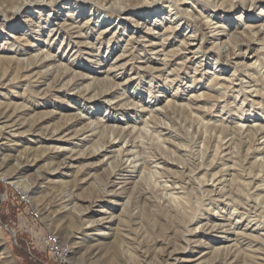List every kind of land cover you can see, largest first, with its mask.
Wrapping results in <instances>:
<instances>
[{
    "label": "rangeland",
    "instance_id": "rangeland-1",
    "mask_svg": "<svg viewBox=\"0 0 264 264\" xmlns=\"http://www.w3.org/2000/svg\"><path fill=\"white\" fill-rule=\"evenodd\" d=\"M15 1L18 5V3L25 0H5L4 2H6V7L12 10L16 5ZM126 1L69 0L67 5L60 6L53 12H50L49 9L42 11L36 10V8L32 12L26 10L20 18L16 16L4 19L0 21V57L24 60L26 62L32 56L50 54L56 59V66L68 68L73 73L89 77L88 80L80 82L78 87H74V93L79 90L81 92L89 84H94L92 80H95V85L99 83L97 87H91L95 99L90 103H86L81 98L71 95L73 92L53 93L52 95L56 98H52L47 106H37L38 117H41L44 112L53 111L57 114L54 116L55 123L64 121L67 117L73 119L80 115L83 121H81L79 126L88 123H92L93 126L98 124L99 126V124L102 125L103 123L104 126L124 129L125 132L131 131L132 127H136V132L138 129L143 130L141 136L134 142H137V145L140 146L141 153L143 151V156L149 163L142 172V189L150 193L148 194L149 199L150 197L152 201L156 199L153 203H157L158 201L161 202L159 199L162 196L169 197L170 194H173L178 197L175 212L178 213L174 214V217L175 221L184 226V229L186 228L185 222L187 224L191 219V221L196 222L197 220V222L189 225L187 230L197 228L196 231L200 232L205 224L207 226L222 225L223 227L219 226L220 229H215L217 231L210 233V235L196 238L198 243L194 250V243H191V247L187 248L186 242H183L189 237L186 232L178 228L177 232H174L175 234H170L169 229L171 228L167 223L161 221L159 217L154 216L156 209L151 205L149 206V204L141 201L138 203L137 200L135 202V198L131 195H126L120 200L106 199V192L119 191L122 187V184L119 183L126 179L122 180L120 176L117 179L118 182L107 189L104 186L105 176H96L93 171L90 173V181L80 187L75 183L73 175L72 177L64 175L65 171L62 166L57 169L55 165L60 163L61 159L56 156L38 162L41 158L40 156L43 155V149L51 146V144L44 143L39 140V137L17 138L10 132V128H7L10 127V124H3L0 121L2 123H0V253L7 251L10 257L7 260L0 258V264H2L1 262H4V264H54L41 245V238L44 237L46 239V237L50 236L56 238L60 246L66 245L67 250L70 251V255L67 256L69 264H147L149 259L144 262V258H142L147 252L149 253L147 255H151V261L154 264H158L161 262V258L158 255H152L153 245L157 249L160 247L159 251L163 249L162 247H171V249H178L180 252L184 251V247H186L188 250L186 249L182 258L187 256L191 260L192 263L186 264H196L192 260H196L201 254L232 246L236 243L237 237L241 236H244L241 238L243 245L238 244L237 251L243 250L241 251L242 253L246 252L245 254L253 255L251 252L257 249V251H261H259L260 257L264 258V253L262 254L264 252V187L263 190L257 191L256 187L260 183L257 181L253 185L249 184L250 180H248V177H253L256 173L262 174L264 170L259 165L257 166L255 162L256 155L253 154L244 160V154H241L242 146L238 140L239 138H227V141L231 140V147L223 151L220 156L223 157L225 155L224 159L215 162L216 164L214 165L216 167L212 170V173H215L222 169L221 167L230 169L229 173H224L227 176L224 178L226 182L223 181L225 195L222 194L223 196L221 197L218 194L222 185H216V193L214 192L212 197L207 195L209 194L208 190H210L211 182L209 181L206 187L197 182L204 180L203 172L196 176L198 179L200 178L199 180H193L195 183L191 184V186L193 185L190 189L191 191L187 190V192L183 189L173 190V187L177 188V184H180V182L175 183L177 178H179L178 176L186 178V182L187 177H185V174H188L189 170L195 169L202 164L206 165V162L211 161L210 145L216 143H209L208 140L215 133L210 129L204 131L201 128L203 137L198 138L194 130L200 124L198 122L200 119L201 121L203 120L204 126H216L219 128L223 126L231 131L238 128L246 129L251 126L252 128H264V58H262L264 57V46L261 41L263 36H259L256 42H251L248 49L243 47L240 57H237L239 46L235 48L234 52L227 53L225 48L221 47L218 50V48L213 46L210 56H202L201 53L187 56V52L182 50L183 44L187 39L188 41L193 40L194 29L190 25L189 27L186 22L189 20L193 25L194 20H201L202 31L207 34L208 39L206 40L207 43H201L204 51L209 49L213 42L218 47L222 46L219 45L220 43L226 42L227 44V35L229 37L234 36L233 41L226 45L232 51L234 49L233 43L239 42L237 38L246 41L247 32L264 26V13L260 15L261 9L249 8L248 0L245 2L235 1L234 4L239 5V9L228 14H224L221 11H213V4L210 3L212 0H141L140 2L143 5L132 8L125 12L122 17H115L117 6L128 4ZM111 2L119 3L117 5L114 4L115 8H111V5H109ZM156 7L160 10L158 9L156 13L150 12ZM141 12L143 13L139 14ZM188 15L191 16L188 17ZM240 18L241 20L238 21ZM206 21L210 24L209 29H206ZM136 23H138V26ZM4 24H7V26ZM13 25H15V28H11ZM59 26L61 27L60 29ZM62 26L66 30H63ZM68 29H71V31L79 29L81 39L69 38L67 33H65L70 32ZM213 30L216 31L215 34L218 32L215 41L211 33ZM220 30H224L223 33L225 35L219 32ZM55 33L56 36L52 37ZM132 41L134 43L137 41L135 44L137 48L143 46L145 48H141L136 53L132 49ZM77 42L87 43L85 45H88V47H94L91 50L85 47L78 48ZM196 43H199V41H191L190 44ZM175 51H179L182 54L185 53L184 55L190 59L193 57L194 63L185 64L188 68L181 69L182 65L177 66L176 64L184 63L185 58L175 57L171 58L173 59L172 63L168 62V66L163 68L161 62H167L165 61V56L173 54ZM131 52L137 55L134 60L131 59ZM119 56H123L121 60ZM2 62H0V77H7L9 75L8 67ZM174 63L176 64L174 65ZM122 64L125 65L123 66ZM195 68H197L196 72ZM163 69L164 72H157V70ZM234 70L236 72L233 75ZM177 71L179 72L178 74ZM216 78H220V80L217 81L218 83L215 82L218 85L214 86ZM107 79L119 85V88L112 93L113 100L109 104L105 103V105L102 103V99H99V96L107 92L111 87V84L106 82ZM227 79L233 83L229 89H226L225 82H223V80ZM172 82L173 84H171ZM48 83L49 80H46L45 84L38 89L43 90L48 87ZM36 90L26 81L18 83L17 87L13 86L6 90H0V106H2L0 111L3 109L8 110L17 104H21L20 106L22 107H29L30 104L25 101V98H32L34 96L33 92ZM254 90H261L263 93L261 97L263 98L255 97ZM206 94L208 98L204 102L193 101L195 98ZM245 94L248 98L245 102H242ZM219 97L222 98L220 99ZM170 101H173V108L176 112L174 115L165 114V112L163 113L160 110ZM121 102L125 103V109L123 107L119 110L116 105ZM187 107H191V109L187 110V112H178L179 109L184 110ZM141 111H144V113ZM150 113L154 118L155 125L148 123L149 118L152 117ZM31 115H28V117L22 116V122H26L25 120L30 118ZM40 120L34 118L32 121L28 119L27 122L31 121L32 124H38L39 127L44 128L45 125L41 124L42 121ZM101 121L102 123H100ZM153 125L155 128L152 127ZM101 130H104V133H101V139L102 137H108V129ZM22 131L24 129L17 131V134L19 132L22 133ZM234 135L239 137L238 133ZM201 138L203 142H201ZM94 139L96 140V138ZM246 141L248 140L246 139ZM256 143L258 145L262 144L261 147H263L264 139H260ZM53 145L57 148L61 145L60 150L67 148L77 152L83 149L82 146L85 143L81 144L78 140H73L71 143L61 142ZM89 145L90 142L86 144V147ZM120 145L123 146L124 143L122 142ZM124 148L125 145L123 146ZM106 155L111 157L113 154L106 152ZM105 157H100L98 160L104 159L103 161H107L108 157ZM262 157H264V151L261 156L257 155V160L260 159L262 161ZM33 159L38 160L37 164L33 162ZM93 161H97V159ZM22 162L28 165L23 167ZM129 162L130 160L124 161L125 164L121 174L124 178H129L135 175L134 171L138 169L136 177L134 176V180H132L138 181L139 171L142 169L140 162L138 161L131 169L128 167ZM87 163L85 161L80 163V165H86ZM172 171H174L175 175ZM181 171L182 173L184 171L185 176L180 173ZM243 172L244 174L249 173L242 175ZM42 173L43 176L41 177L40 174ZM33 176H39V178L36 182L29 180L26 186L24 185L26 190H21L10 182V178H18L13 179L18 181L20 179H29ZM78 187L81 189L75 192ZM164 189L166 190L164 191ZM12 190L18 191L21 197L26 195V198L24 197L26 203H28L27 199L31 198L30 207L36 215H33L32 221L36 222V224L31 223L30 216L26 214L27 208L17 205L15 198L11 194ZM22 191L28 194L22 193ZM73 191L75 195L77 193L78 195L75 196ZM163 192H165V195ZM98 196L100 199H98L99 202L95 205L96 207L88 210V202L86 201ZM206 196L209 197L206 198ZM76 197L80 200L78 201V205L81 207L80 211H91L86 216L88 222L81 226L78 224L77 227H80V229L76 227L68 228V224L71 222V215L66 212L68 208H64L67 204L64 202ZM102 197L106 198L103 199ZM211 198L213 201L210 200ZM255 198L256 200H254ZM107 206L109 211L112 212L113 218L117 221L113 222L110 229L102 231L105 235L99 236L101 234L99 231L88 227L91 221L100 216L103 207ZM236 207L237 210L235 209ZM177 209L179 210L177 211ZM253 211L255 213L257 211L256 215ZM118 221H120L119 225ZM227 221H230L232 225L228 226L229 222ZM121 222L126 223L124 225ZM236 222L237 226L233 225ZM36 228L38 231H36ZM206 228L203 227V229ZM226 229L228 234L221 233L226 231ZM121 235L125 240L129 239L131 242L123 243L122 249L119 250L116 247V242ZM246 235L249 236L247 239L245 238ZM254 237L263 239V247L260 248L256 242H252ZM227 240L231 242H227ZM142 245L145 246L143 247ZM192 251L195 253L190 254ZM128 253L132 256L130 258L131 261L128 260ZM78 258L80 259L77 260ZM247 263L253 264L251 262ZM255 263L264 264L261 261H256Z\"/></svg>",
    "mask_w": 264,
    "mask_h": 264
},
{
    "label": "bare ground",
    "instance_id": "bare-ground-1",
    "mask_svg": "<svg viewBox=\"0 0 264 264\" xmlns=\"http://www.w3.org/2000/svg\"><path fill=\"white\" fill-rule=\"evenodd\" d=\"M4 1L5 0H0V21H3L4 19H7V18H14L16 16L18 18H20V16L24 12H26V10L27 11L30 10L32 12L36 8H37L36 10H42V11L45 10V9H49L50 12H53L58 7L67 5V3H68L69 0H25V1H22L21 3H18V5L16 4V1H15V4L16 5L12 9V10H15V11H12L11 9L7 8L6 5H5L6 2H4ZM103 1L104 2H107V0H103ZM140 1L141 0H127L126 2L128 4H126V5L124 4V6H119L118 5L117 6L118 9H117V12L115 14V17H122V15H124L125 12L131 10L132 8H137L140 5H143V4H141L142 2H140ZM235 1H237V0H212L210 3L213 4V11H216V12L221 11L224 14H228L231 11H235V10H238L239 9V5L234 4ZM241 1H244L245 2L247 0H238L237 2H241ZM118 3L111 2V4H109V5H111V8H113V7L115 8L114 4L117 5ZM184 3H185V1H184ZM241 4H243V3H241ZM248 4H249V8H252L253 7V9H255V8L261 9L260 15H262L264 13V0H248ZM158 9L159 8L156 7L155 9L151 10L150 12H155L156 13L158 11ZM9 13H10V15H9ZM142 13L143 12H141L139 14H142ZM191 15H188V17L191 16ZM72 16H73V14H72ZM69 17H71V16H69ZM240 20H241V18L238 19V21H240ZM26 23H28V22H26ZM45 23H46V21H45ZM186 23H187L188 26L190 25L194 29V32H193V34H194L193 35V40L188 41V39H187V41L184 42V44H183V49L182 50L184 52H187V56L190 55V54H192V56H194V55H197L199 53H201L202 56L203 55L210 56L211 53H212V51H213L212 50L213 49V46L215 48H218V50L221 47L222 48H225L226 51H227V53L228 52H234L235 48L237 46H239V48H238L239 54L237 55V57H240L242 55V53H241L242 48L243 47H246L248 49L249 44H251V42L252 43L253 42H256V40L258 39L259 36H263V40H261V41L263 42L262 45L264 46V26H260V27L255 28V30H253V31L247 32L248 35H246V38H247V39H245L246 41H242L239 38H237L239 40V42H234L233 43L234 49L232 51L229 49L228 46L226 47V45L228 43H231V41H233L234 36H230L229 37L228 35L226 36L227 37V40H228L227 44H226V42H223V43H220L219 44V45H222V46L218 47V46H215V43L213 42L211 44V47L209 49H207L206 51H204L201 43H203V42L205 43L206 40H208V39H207V36H206L207 34L202 31L203 29H202L201 20H198V19L196 21L194 20L193 21V25L191 24V22L189 20ZM136 24L138 26V23H136ZM29 25H32V24H29ZM209 25H210L209 22L206 21V26H207L206 29L207 28L209 29ZM5 26H7V24ZM11 28H15V25H13ZM60 28L61 27L59 26V29ZM62 28H63V30H66V28L64 26H62ZM87 28H89V27H87ZM68 30L70 32H65V33H67V35H68L69 38L81 39V35H80V32H79V29H73L72 31H71V29H68ZM55 31H58V30H55ZM223 31L224 30H220L219 32H221L222 34H224ZM215 32H216L215 30H213L211 32L213 34L212 35V38H213L214 41L217 39L216 36L218 35V32L216 34H215ZM53 36H56V33L54 35H52V37ZM169 36H171V35H169ZM191 41H193V42H198L199 41V43L190 44ZM132 42H133L132 44H134V45L137 43V41L135 43H134V41H132ZM85 44H87V43H85ZM85 44L83 42H77L76 43V45L79 46L78 48L85 47V48H88L89 50H91L94 47V46L93 47L92 46L91 47L90 46L88 47V45H85ZM132 44H131L132 49L136 53L141 48H143V49L145 48V46H143L141 48H137L136 45L134 46ZM149 47H151V46H149ZM260 50H261V48H260ZM136 53L131 52V55L130 56L132 57L131 58L132 60H134L135 58H137ZM148 53H149V51H148ZM184 54L180 53L179 51H175V52H173V54H170L168 56H165V59H166L165 61H167V62H164V61L161 62L162 65H163V68H165V67L168 66V64H167L168 62H171L172 63L173 62V59H171V58H175V57H182V59L185 58V60H184V63H182V64H176V63H174V65L175 64L177 66L182 65L181 69L182 68H188L185 64H189V63L192 64V63H194L193 62V57L190 59V58H188ZM263 55H264V53H263ZM119 57H120L119 59L121 60V58L123 56H119ZM262 58H264V57H262ZM1 61H3L2 64H6L7 65L8 71H9V75L7 77H4V76L3 77H0V90H2V89L3 90H6L7 88H11L13 86L14 87H17L18 86V83H22L24 81H26L28 84H30L33 89H35V90L37 89L36 91L33 92L34 93V96L32 98H29V99H26L25 98V101H28L29 104H30L29 107H22V106H20L21 104L19 105L17 103H16L17 105L15 107H10V108L7 107V108H9L8 110L7 109L6 110L3 109V110L0 111V121H2L3 124L4 123L10 124V127H7V128L8 129L10 128L9 129L10 132H12L13 133V136H16L17 138H21V137H23V138L24 137H30V138L39 137V140L43 141L44 143L51 144V146L45 147L43 149V152H42L43 155L40 156L41 158L39 159V161L37 160L38 162L43 161L44 159H49V157L56 156L58 159H61V162L60 163H57L55 165L57 167V169L62 166L63 167V170L65 171V174L64 175H66L68 177H72V175H73V178H74L75 183L77 185H79L80 187L84 186L85 184H87L90 181V179H91L90 178V175H91L90 173L93 172V171H94L93 173H95L96 176H98V175H99V177L105 176V180L106 181H105V185L104 186L107 189H109L110 187H113L114 184L116 182H118L117 179H119L120 176H121V179L122 180L123 179H126V180H124L122 183H119V184H122L121 185L122 187L120 188V190L117 191V192H110V191L108 193L106 192L105 196L107 198L106 197H102V198L103 199L106 198V199H109V200H120V199L124 198L126 195H128V196L131 195V196H133L135 198V202L138 201V203H139V201H141L142 203L149 204V206L151 205L153 208L156 209L155 212H154V214H155L154 216L159 217V219H161V221L167 223L168 226L171 228V229H169L170 230L169 231L170 234H175L174 232H177L178 228H181V229H183V231L186 232L187 236H189V237L188 238L185 237L186 238V241H183V242H186L187 248L188 247H191V243H194V245H193V250H194L195 247H197V243H198V241H197L196 238H198L200 236L210 235V233L217 231L215 229H220L219 226H221V228L223 227L222 225H218V226L217 225H209V226H207V224H205L203 227H207V228L206 229H203V227H202L201 230H200V232H197L196 231L197 228L191 229V230H187V228H188L189 225H192L193 223H196L197 222V220H196V222H194V221H191L192 220L191 219L187 224L185 222L186 228L184 229V226L181 225V223H179L178 221H175V217H174V214H177L178 213V212L175 213L176 212V208H177L176 200L179 199L178 197L174 196L173 194H170V192H169V194H170L169 197L162 196V194L160 193L162 197L159 196L160 197L159 200H161V202L158 201L157 203L156 202L153 203L156 199L154 201L151 200V197L149 199L148 194H150V193L147 192V191H145L144 189H142V183H143L142 182V174H143L142 172H143V170L146 169V167L149 165V163H148V161H146L147 159L144 158L143 151L141 153L140 146L137 145V142H134V141H136V139L139 136H141V133H143V130L138 129L137 132H136L135 131L136 130V127H132L131 128V131H126L125 132L124 129H120V128L119 129L118 128L115 129L113 127L104 126V124L102 123V121L100 122V123H102V125L99 124V126H98V124L95 125V126H93L92 123H88V124H84L83 126H79L80 123H81V121H83L80 115L76 116L73 119L67 117L64 121H60V122L55 123L54 122V116L57 115V114H55L53 111L44 112V113H42V116L41 117H38L37 112H36L37 106H42V105L43 106H47V104L50 103V101L52 100V98H56V97H54L52 95L53 93H57V94L62 93V92L66 93L67 91L68 92H73L74 87H78L80 85V82L82 83V81H85V80H88L89 79L88 76L81 75V74H76V73L71 72V70L68 69V68H63V67L56 66L55 65L56 59L52 55H50V54L40 55V56H32L26 62L24 60H14V59L0 57V62ZM122 65L124 66L125 64H122ZM181 69H179V70H181ZM194 70L196 72L197 68H195ZM178 71H177V74L179 73ZM157 72H164V69L163 70H157ZM235 72L236 71L234 70L232 74L234 75ZM46 80H49L48 87H45L43 90H39L38 88L40 86L44 85ZM218 80H220V78H216L215 81H214V83L217 82ZM166 81H167V79H166ZM92 82H94V84L90 85L88 83L89 85L87 84L88 86H85V88H83L81 92L79 90V91H77L75 93L74 92L71 93V95H74L77 98H81L86 103H90L92 100L95 99V97H94V95H93V93L91 91V87L93 88V87H97L99 85V83L98 84L96 83V85H95V80H92ZM106 82H109L111 84V87L109 88V90L107 92H105V93H103V94H101L99 96V99H102V103L103 104H105V103H108L109 104L113 100L112 99V93L115 92V91H117L118 88H119V85L115 84L110 79H107ZM223 82H225L224 85L226 86V89H229V87L231 85H233V83L231 81H228V79L227 80H223ZM240 82H242V81H240ZM217 83H215L214 86L215 85H218ZM171 84H173V82ZM226 84H228V85H226ZM240 85H242V83H240ZM222 87H224V86L222 85ZM69 88H71V89L69 90ZM240 88H242V86H240ZM254 92H255V97H257V98H263L261 96L263 95L264 91L262 93L261 90H254ZM222 96H223V94H222ZM206 98H208L207 97V94L206 95L199 96V97L195 98L193 101L194 102L201 103L202 101L204 102L206 100ZM217 98H216V101H217ZM243 98H244V100L242 102H245L248 97L245 94L243 96ZM42 101H43V103H42ZM251 103L254 104L253 102H251ZM124 104H123V102L118 103L116 105V107L119 110H121V108H123V107L125 109ZM11 105H12V103H11ZM110 105H112V104H110ZM165 105L166 106L164 108H160V110L163 111V113L165 112V114L169 113L171 115L176 114V112H175V110L173 108V101H170L169 103H166ZM1 108H2V106H0V109ZM134 108H136V107L134 106ZM189 109H191V107L190 108L187 107L184 110L183 109H179L178 112H184V111L187 112V110H189ZM161 111H160V113H161ZM141 112L144 113V111H141ZM28 115H31L30 118H28L31 121L34 120V118L41 119L40 120V121H42L41 124H44L45 127L44 128H41V127H39L38 124L37 125L32 124L31 121L30 122H27L28 119L25 120L26 122H24V121L22 122V119H23L22 116H25V117L27 116L28 117ZM205 115H207V114H205ZM150 116H152L151 113H150ZM153 119H154L153 116L151 118H149V122L148 123H152V124L155 125V121ZM202 121H201V119H200V121H198V122H200V124H198V126L196 124L197 127H196V130H194V132L198 136V138L199 137H203V135L201 134V128L204 131L206 129H210L211 131H213L215 133V135L214 136H211L209 138V140H208L209 143H211V142L212 143H214V142L216 143L214 145H210L211 150H209V153L211 155V161L208 162V163L206 162V165L202 164V165H199V167H196L195 169L189 170L188 171V174H185L186 176L184 175V171H183V173L181 171L180 173H182V175H184L185 177H187V181L185 182L186 178L184 179V177L178 176L179 178H177V180L175 181V183L180 182V184H177L178 185L177 188H175V187L172 186L173 187V190H177V189H179V190H182L183 189V190H186V191L187 190H190L192 188V186H193V185L191 186V184H194L195 183V182H193V180H195V181L199 180L200 178L198 179L196 176L199 175L201 172H203V179L204 180H201V182H199V181H197V182L200 185L201 184L205 185V187H206V185H207V183L209 181L211 182L210 190H208V193L209 194H207V195H210L212 197L213 193L214 192L216 193V191H215V189H217V186L216 185H218V186L222 185V188H220V191L218 192V194L221 195V197L223 195H225V193L223 191L224 190L223 183L226 182V180H224V178H225L226 175L224 173L225 172H228L229 173L230 169H227L228 167L227 168L224 167L226 169H223V167H221L222 169H219L215 173L214 172L212 173V170L215 169V167H216V165H214V164H216L215 162H218V160L220 161V160L224 159L225 155L223 157L220 156L223 153V151L228 150L229 147H231L230 146L231 145L230 144L231 143V140H228L227 141V138L228 137L233 138V139L239 138L238 140H239V142H240V144L242 146L241 154L242 153L244 154V160L248 159L249 156H252L254 154V155H256L255 162L257 163V166L259 165V167L264 170V157L261 158L262 161L260 159L257 160V155H260L261 156V154H263L264 146L261 147L262 144L258 145L256 143L258 140L264 139V128H261V127L260 128H252V126H251L250 128H246V129L238 128V129H236L234 131H231V130L227 129L226 127H223V126H220L221 128L216 127V126H212V127L204 126ZM154 125L152 127L155 128ZM7 126H9V125H7ZM145 126H147V125H145ZM11 128H14V129L11 130ZM25 128H26V130H25ZM22 129H24V131H22V133L19 132L17 134V131H21ZM101 129H108V134H107L108 137H105V138L102 137V139H101V133L102 134L104 133V130H101ZM5 130H6V127H5ZM96 130H99V131H96ZM235 133H238L239 134V137H237L236 135H234ZM15 134H17V135H15ZM25 135H27V136H25ZM94 138H96V140ZM246 139L248 141L250 140V142L248 143V141H246ZM73 140H78V142H81V144H84L85 143V145L82 146L83 149L82 150H78L77 152H75L76 150L73 151V150L67 149V148H62V150H60V146L61 145H59L58 148L53 145V144L61 143V142L71 143ZM88 142H90V145L88 147H86V144ZM122 142L125 145V148L124 149H123V146L124 145L123 146L120 145V143H122ZM201 142H203L202 141V138H201ZM247 145H249V146H247ZM75 147L78 148L77 145H75ZM203 147H204V145H203ZM106 152H108L109 154H113V155L111 157H108L110 155L107 156L106 155ZM228 154H226V155H228ZM103 156L108 157V160H107L108 162L107 161H103L104 159L98 160V158L103 157ZM216 157H217V159H216ZM35 159H33V162H35V164H37V161ZM94 159H97V161H93ZM125 160L126 161L127 160L129 161L130 160V162L128 164V167L130 169L133 168L134 165L138 161L140 162V167L142 169H141V171H139L140 172V174H139L140 176L138 178V181H132V180H134V176L136 177V173H138V169L134 171V174L135 175H132L129 178H124V176L121 174L122 173V170H123V165L125 164L124 163ZM244 160H242V161H244ZM85 161L88 162L86 165H80V163H84ZM167 162H169V161H167ZM22 164H23V167H26V165H28L25 162H22ZM241 166H242V164H241ZM253 167H251V168L254 169ZM260 168H259V171L261 172ZM182 169H184V167H182ZM252 169H251V171H252ZM168 171H169V169H168ZM242 171H243V169H242ZM43 172H45V171H43ZM172 172L174 173V171H172ZM244 172L242 173V175L244 174ZM255 172H256V170H255ZM176 174L178 175V173H176ZM250 174H252V173H250ZM40 175L42 177L43 176V173L40 174ZM174 175H175V173H174ZM169 177H170V175H169ZM38 178H39V176H33L32 178H29V179L26 178L24 180L23 179H20L18 181L13 180V179H18V178H10V180H11L10 182L13 185H15L17 188H19L21 190H26V188H25L26 183H28L29 180L30 181L33 180L34 182H36V180ZM244 178H246V177H244ZM248 180H250L249 181V184H253V185L258 181L262 185L258 184L257 187L255 186L256 187V190L257 191L258 190L259 191L263 190V187H264V172L262 174H257L256 173V175H254L253 177H248ZM173 181H174V178H173ZM230 183H231V181H230ZM231 185H232V183H231ZM80 187H78L75 190V192L79 191L81 189ZM172 187H171V189H172ZM229 189L231 190V188H229ZM151 190H153V189H151ZM165 190L166 189H164V191ZM168 190H170V189H168ZM170 191H172V190H170ZM23 192H25V191H22V193ZM12 193H14L15 195H19V196L21 195V194H19L18 191L15 192L14 190H12ZM25 193H27V192H25ZM155 193H157V192H155ZM163 193L165 195V192H163ZM73 194H74V191H73ZM77 195H78V193H77ZM77 195H75V196H77ZM24 197H23V201L25 202V205H27L28 209H30L31 208L30 205H31V202H32L31 201V198L29 197L30 199H27L28 203H30V204H28L24 200ZM208 197L206 196V198H208ZM113 198H115V199H113ZM98 199H100L99 196L98 197H95V198H93V199H91L89 201H86V202H88V207H89L88 210L91 209V208H93V207H96L95 205L99 202ZM210 200L213 201L212 198ZM254 200H256V198ZM78 201H80V200L77 199V197H76V198H73L71 200H68L67 202H64V203H67L65 205V207H64V208H68V210L66 212H68L71 215L70 216L71 222L68 224V228L76 227V228L80 229V227H77L78 224H79V226H81L82 224L88 222L86 216L89 215L88 213H90L91 211L90 212H87L88 210L87 211L86 210L85 211H80L81 207H80V205H78L79 204ZM212 201H210V202L212 203ZM128 203H130V202L128 201ZM179 203H181V202H179ZM252 203H254V202H252ZM111 204H112V201H111ZM213 204H215V203H213ZM213 204H212V206H213ZM246 206H248V205L246 204ZM108 208H109L108 206L107 207H103V209L100 212V216L97 219H94L93 221H91L90 224H89L90 226L88 227V228L95 229V231H99V233H101V234H99V236L105 235L104 233H102V231L103 230L110 229L112 227V225H113V222L115 221V219L112 216V212H110ZM247 208H249V207H247ZM235 209L237 210V207ZM30 210L32 211V214L35 215L33 213L32 208ZM178 210L179 209H177V211ZM253 213H255V211H253ZM256 213H257V211H256ZM256 213H255V215H256ZM243 214H245V213H243ZM82 217H85V218H82ZM216 217H218V216H216ZM240 218H242V217H240ZM122 221H124V220H122ZM248 221H250V220H248ZM227 222H229L228 226L232 225V223L230 224V221H227ZM117 223L119 225L120 224V221H118ZM124 223H126V222H124ZM124 223H122V224H124ZM233 225L237 226V222L235 224H233ZM216 227H218V228H216ZM249 228H250V226H249ZM68 231H70V230H68ZM221 233H227L228 234V230L226 229V231H222ZM186 234H185V236H186ZM237 236H241V235H237ZM246 236H245V238L247 239L249 236H247V237ZM243 237L244 236H241L239 238L237 237L236 243L234 245H232V246H228L226 248H220L219 250H213L211 253H203L196 260H192V261H194V263H196V264H204V263L205 264H242V263H245V262L246 263L247 262L253 263L254 261L255 262L256 261L264 262V258L260 257V255H259V251L260 250L257 251V249H255L253 251L254 252L253 253V252H251V249H250V252L253 255L245 254L246 252L245 253H242L241 251H243V250L237 251L238 244L243 245L242 244L243 241L241 240V238H243ZM46 239H48V244H49V247L51 249V253L52 254H59V244L57 242V239L54 238V237H52V236L46 237ZM193 239H195V241H193ZM117 240H118L117 241L118 243L116 242V247L119 250L122 249V244L123 243L128 242V241L131 242L129 239L128 240H125L122 237V235L119 238H117ZM252 240H253L252 242H256L260 246V248L263 247V239H259V238H255L254 237V239H252ZM227 242H231V241L230 240H227ZM164 243H165V241H164ZM142 244H145V243H142ZM63 247H66V245H63ZM153 248L154 249L152 250L153 251V254L152 255H154V256H157L158 255V257L161 258V262H159L158 264H186V263H192L191 260L188 259L187 256L182 258V255L185 254L184 252L187 249L186 247H184L185 250L183 248L184 251H180V252H179L178 249H171V247L170 248L169 247H167V248L166 247H162L163 249H161L160 251H159V248L160 247L157 249L153 245ZM148 249H149V247H148ZM179 249H181V248L179 247ZM95 250H97V249H95ZM143 251H145V250L143 249ZM192 253H195V252H193V251L190 252V254H192ZM263 253L264 252H262V254ZM147 254H149V253L147 252ZM147 254H144L142 256V258H144V262H147L146 260L149 259L148 262H147V264H154L151 261V259H150V256L151 255L149 256ZM69 255H70L69 253H61V260H62L63 263H68L67 256H69ZM0 258L7 260L10 257L8 255V252L6 251V252L0 253ZM130 258H132V256L129 254V259H128L129 261H131ZM248 258H250V259L248 260ZM79 259L80 258H78L77 260H79ZM255 262L253 264H258V263H255ZM1 263L4 264V262H1Z\"/></svg>",
    "mask_w": 264,
    "mask_h": 264
},
{
    "label": "built area",
    "instance_id": "built-area-1",
    "mask_svg": "<svg viewBox=\"0 0 264 264\" xmlns=\"http://www.w3.org/2000/svg\"><path fill=\"white\" fill-rule=\"evenodd\" d=\"M11 194L15 198L16 203H17L18 206L22 205L25 208H27L26 214L30 216L29 218L31 219V223H35L36 224V222L32 221V217H33V214L31 213L32 211L30 209H28L27 205H25V202L23 201V197H21L19 195H15L12 192H11ZM35 224H34V226H36ZM36 231H38L37 228H36ZM41 245H42L43 250L45 251V253L49 256L50 260H52V262L54 264H69V263H63L62 260H61V253H69L70 254V251L67 250V247H62V246L59 245V254H52L51 253V249H50L49 244H48V239H44V237L41 238Z\"/></svg>",
    "mask_w": 264,
    "mask_h": 264
}]
</instances>
